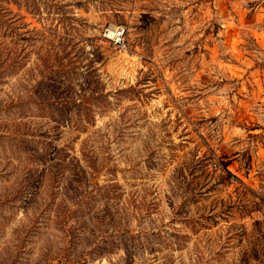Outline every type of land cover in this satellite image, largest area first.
I'll return each instance as SVG.
<instances>
[{"label": "rangeland", "instance_id": "obj_1", "mask_svg": "<svg viewBox=\"0 0 264 264\" xmlns=\"http://www.w3.org/2000/svg\"><path fill=\"white\" fill-rule=\"evenodd\" d=\"M12 1L0 264H264V0Z\"/></svg>", "mask_w": 264, "mask_h": 264}, {"label": "built area", "instance_id": "obj_2", "mask_svg": "<svg viewBox=\"0 0 264 264\" xmlns=\"http://www.w3.org/2000/svg\"><path fill=\"white\" fill-rule=\"evenodd\" d=\"M104 36L119 51H128L127 28L124 25L109 27L105 30Z\"/></svg>", "mask_w": 264, "mask_h": 264}, {"label": "trees", "instance_id": "obj_3", "mask_svg": "<svg viewBox=\"0 0 264 264\" xmlns=\"http://www.w3.org/2000/svg\"><path fill=\"white\" fill-rule=\"evenodd\" d=\"M3 1H7V2H11L13 4V1L12 0H0V25H1V22L4 20V16L2 15V12L5 11L6 9H3L2 8V3ZM14 4H21L19 3V1L17 0H14ZM9 9H7L6 11H8ZM10 11V10H9ZM4 13V12H3ZM10 13H12V11H10ZM22 16V15H20ZM7 29L10 30V32H13L12 30L14 29L13 25L11 24H8V26L6 27Z\"/></svg>", "mask_w": 264, "mask_h": 264}]
</instances>
